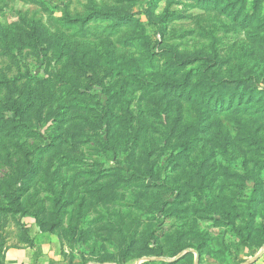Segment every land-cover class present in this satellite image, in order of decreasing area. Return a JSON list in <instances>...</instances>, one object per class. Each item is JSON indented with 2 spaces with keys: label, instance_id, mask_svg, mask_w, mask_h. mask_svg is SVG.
Returning a JSON list of instances; mask_svg holds the SVG:
<instances>
[{
  "label": "rangeland",
  "instance_id": "obj_1",
  "mask_svg": "<svg viewBox=\"0 0 264 264\" xmlns=\"http://www.w3.org/2000/svg\"><path fill=\"white\" fill-rule=\"evenodd\" d=\"M35 230L95 263L246 264L264 0H0V253Z\"/></svg>",
  "mask_w": 264,
  "mask_h": 264
},
{
  "label": "crops",
  "instance_id": "obj_2",
  "mask_svg": "<svg viewBox=\"0 0 264 264\" xmlns=\"http://www.w3.org/2000/svg\"><path fill=\"white\" fill-rule=\"evenodd\" d=\"M249 264L264 263V245L246 259ZM0 264H110L83 261L77 252L61 241L57 233L35 230L27 233L16 246L0 253Z\"/></svg>",
  "mask_w": 264,
  "mask_h": 264
},
{
  "label": "trees",
  "instance_id": "obj_3",
  "mask_svg": "<svg viewBox=\"0 0 264 264\" xmlns=\"http://www.w3.org/2000/svg\"><path fill=\"white\" fill-rule=\"evenodd\" d=\"M40 227H42V226H40ZM47 231H48V230H47ZM49 231H51V230H49ZM263 243H264V239H263V242L260 243V244L257 246V248L255 249V251H256V250H259V249L263 246ZM253 252H254L253 250L251 251V250L249 249L248 254H249V255H252Z\"/></svg>",
  "mask_w": 264,
  "mask_h": 264
},
{
  "label": "water",
  "instance_id": "obj_4",
  "mask_svg": "<svg viewBox=\"0 0 264 264\" xmlns=\"http://www.w3.org/2000/svg\"><path fill=\"white\" fill-rule=\"evenodd\" d=\"M246 264H249V262H247Z\"/></svg>",
  "mask_w": 264,
  "mask_h": 264
}]
</instances>
